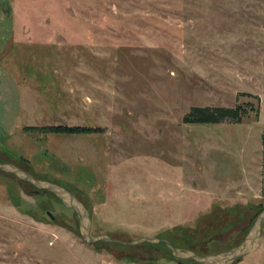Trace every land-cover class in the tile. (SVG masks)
Returning <instances> with one entry per match:
<instances>
[{"label":"rangeland","instance_id":"obj_1","mask_svg":"<svg viewBox=\"0 0 264 264\" xmlns=\"http://www.w3.org/2000/svg\"><path fill=\"white\" fill-rule=\"evenodd\" d=\"M247 101L240 122L182 120ZM51 124L90 130L24 129ZM0 161L74 192L93 234L237 245L264 207V0H0ZM0 264L178 263L88 244L70 207L0 169Z\"/></svg>","mask_w":264,"mask_h":264},{"label":"water","instance_id":"obj_2","mask_svg":"<svg viewBox=\"0 0 264 264\" xmlns=\"http://www.w3.org/2000/svg\"><path fill=\"white\" fill-rule=\"evenodd\" d=\"M0 169L29 181L37 190L43 189L54 193L66 206L75 212L80 235L88 244L96 241L120 242L129 245L144 241L164 242L175 258H190L200 264H233L243 255L257 249L263 240L264 207L259 211L253 225L240 243L228 250L215 253H199L189 248H182L174 245L166 237L153 233H145L131 240L114 238L107 233L93 234L91 233V219L86 206L70 189L58 183L39 178L29 170L12 162L0 161Z\"/></svg>","mask_w":264,"mask_h":264},{"label":"trees","instance_id":"obj_3","mask_svg":"<svg viewBox=\"0 0 264 264\" xmlns=\"http://www.w3.org/2000/svg\"><path fill=\"white\" fill-rule=\"evenodd\" d=\"M259 107L260 106H255L253 101H247L245 104L237 103L236 105H233V106H228V105H213V106L193 105L183 115L182 120L186 121V122H197V123H213V122H223V121L240 122L244 118H246L249 115V113L253 110L256 112V114H258L259 110H260ZM24 129H27V130L28 129H32V130L37 129V130L43 131V132L51 131V132H55V133H77V132H87L90 130V127L85 126V125L51 124V125H25ZM39 190H41L42 192H50V191L43 190V189H39ZM96 242H99V241H96ZM107 242H111V241H107ZM115 243H120V242H115ZM158 243H162L166 246V244L164 242H158ZM121 244H124V243H121ZM166 248H168V247L166 246ZM194 251H196V250H194ZM170 252H171V250H170ZM196 252H198V251H196ZM199 253H201V252H199ZM185 260H191V261H189V262L186 261L187 262L186 263V262H184ZM128 261H130V260H128ZM177 263L178 264H188V263L200 264L196 261H193L190 258H188V259L177 258Z\"/></svg>","mask_w":264,"mask_h":264},{"label":"crops","instance_id":"obj_4","mask_svg":"<svg viewBox=\"0 0 264 264\" xmlns=\"http://www.w3.org/2000/svg\"><path fill=\"white\" fill-rule=\"evenodd\" d=\"M263 241H264V234H263V240H262V243H261V245L257 248V249H255L254 251H251V252H249V253H247V254H245V255H243V257H247V256H249V257H247V261H250V260H252V259H254L257 255H262V253H263V249L262 248H264V243H263ZM236 262V261H235ZM234 264V263H233Z\"/></svg>","mask_w":264,"mask_h":264}]
</instances>
